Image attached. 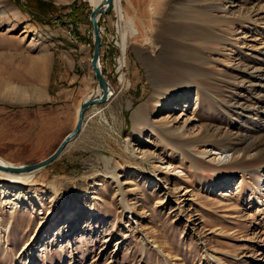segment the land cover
I'll list each match as a JSON object with an SVG mask.
<instances>
[{"label": "rangeland", "instance_id": "obj_1", "mask_svg": "<svg viewBox=\"0 0 264 264\" xmlns=\"http://www.w3.org/2000/svg\"><path fill=\"white\" fill-rule=\"evenodd\" d=\"M121 8L142 37L127 38L124 54L118 9L100 17L110 101L90 108L80 136L29 181L0 176V264H264V0ZM92 9L0 0L4 161L51 156L83 101L98 97L95 78L93 93L17 105L30 97L29 72L44 80L72 42L89 47L76 59L92 61ZM38 136L44 152L30 157Z\"/></svg>", "mask_w": 264, "mask_h": 264}, {"label": "crops", "instance_id": "obj_2", "mask_svg": "<svg viewBox=\"0 0 264 264\" xmlns=\"http://www.w3.org/2000/svg\"><path fill=\"white\" fill-rule=\"evenodd\" d=\"M80 30L81 28L76 30V36L78 37L81 36L80 34H83H79L78 31ZM82 39L84 38L81 37L80 41ZM72 44V47L70 46L68 49L65 48V51H62L64 59L52 61L50 70L44 72V80L41 72H29V75L34 81V83L31 84L32 87L30 86L31 88L29 89L30 97L27 99L26 93H23V97L20 98L17 103L18 106L25 104L36 106L42 101L45 103H61L70 93L82 94L84 90L91 93L94 92L95 73H93L92 70L91 60L89 63V58L86 56V58L84 57L78 60L75 58L74 54V52H81L84 49L87 55L89 47L85 46L86 44L83 46L80 45L79 47H77V44L74 42H72ZM66 82L68 83V87L65 86ZM0 109L5 112L6 107H0ZM41 147L40 137L38 136L37 146L32 148L30 152H28V155L30 157H36L41 151L44 152V149Z\"/></svg>", "mask_w": 264, "mask_h": 264}, {"label": "water", "instance_id": "obj_3", "mask_svg": "<svg viewBox=\"0 0 264 264\" xmlns=\"http://www.w3.org/2000/svg\"><path fill=\"white\" fill-rule=\"evenodd\" d=\"M114 9V0H103L95 9H92L90 14V23L93 26V41H94V51L92 54V70L95 73L96 82L98 83V87L101 89V92L98 94V97L95 99L88 98L83 101L80 111L78 113V122L73 131L68 133L67 137L64 141L60 144V146L54 151V153L46 158L43 161L37 162L34 165H22V166H15V165H1L0 164V171L4 173H13V174H22V173H35L37 174L39 171L46 169V167L50 166L59 159L64 150L68 147L69 143L80 136L83 131L84 123H85V116L87 111L100 104H105L110 101V91L111 88L109 86V82L107 81L104 73L101 71V51L103 46V41L101 39V27L99 26V17L103 15H109ZM114 92H111V95Z\"/></svg>", "mask_w": 264, "mask_h": 264}, {"label": "bare ground", "instance_id": "obj_4", "mask_svg": "<svg viewBox=\"0 0 264 264\" xmlns=\"http://www.w3.org/2000/svg\"><path fill=\"white\" fill-rule=\"evenodd\" d=\"M87 1L93 9H95L96 6H98L100 3L103 2V0H87ZM185 6L183 5V7H185ZM114 9H118V11H119V25H120V29L122 28L121 33H122V40H123L122 52L124 53L127 50V47L129 46V41L127 40V38H131V39L135 40V42H141L139 40L142 37V30L140 27L141 24H140L139 19L137 17L130 16L129 14L124 12V10L121 8V0H114ZM181 10H183V9H181ZM181 10L177 11V13H176V17L178 19H182V17L185 14L184 13L185 11H181ZM99 19H100V17H99ZM145 43L150 44L151 42H150V40L147 39V41ZM109 86H110V84H109ZM110 88H111V86H110ZM100 92H101V89H100ZM111 92H112V88L110 91V99L112 98ZM154 101L156 102V100H154ZM156 105H157V102H156ZM79 111H80V108H78L76 120L78 119ZM77 122H78V120H77ZM0 164L4 165V166L12 165L11 163L4 161L1 158H0ZM34 175H35V173H22V174L17 175V174H13V173H7V172L4 173V172L0 171V176L11 178L12 181H15V182L29 181L31 178H33ZM67 223H68V221H65V220L62 221V225L63 224L66 225ZM57 227H62V226L59 225Z\"/></svg>", "mask_w": 264, "mask_h": 264}, {"label": "built area", "instance_id": "obj_5", "mask_svg": "<svg viewBox=\"0 0 264 264\" xmlns=\"http://www.w3.org/2000/svg\"><path fill=\"white\" fill-rule=\"evenodd\" d=\"M67 27H70L69 25H67ZM68 35L72 36V28L70 27L69 31H68ZM105 36V31L104 29L101 27V37L104 38ZM73 37V36H72ZM101 67V66H100Z\"/></svg>", "mask_w": 264, "mask_h": 264}]
</instances>
